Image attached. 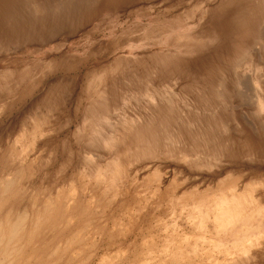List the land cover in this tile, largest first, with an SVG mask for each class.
Segmentation results:
<instances>
[{
    "label": "rangeland",
    "instance_id": "1",
    "mask_svg": "<svg viewBox=\"0 0 264 264\" xmlns=\"http://www.w3.org/2000/svg\"><path fill=\"white\" fill-rule=\"evenodd\" d=\"M0 190L33 264H264V0H0Z\"/></svg>",
    "mask_w": 264,
    "mask_h": 264
},
{
    "label": "bare ground",
    "instance_id": "2",
    "mask_svg": "<svg viewBox=\"0 0 264 264\" xmlns=\"http://www.w3.org/2000/svg\"><path fill=\"white\" fill-rule=\"evenodd\" d=\"M4 185H8V184L6 183ZM4 185H3V188L7 187ZM3 188H2V190H3ZM0 195H1V193H0ZM1 197H2V195L0 196V200H1ZM49 200H48V202H49ZM45 204H46V202H45ZM45 204H44V208H42V210L45 209V206H46ZM228 205H230V204H228ZM234 206H236V205H234ZM42 207H43V205H42ZM50 207L51 206H48V208H50ZM48 208L46 211H48ZM231 208L232 207H230V209ZM226 209H228V208H226ZM43 212H44V210H43ZM6 213L7 214L3 218H0V264H33V263H31V261L33 259L31 257L33 256V254L29 253V251L27 250V245H28L27 243L29 242L28 237L25 240V237L27 235L26 230H25L26 229L25 228V221H26L25 219L27 217L26 211L23 210V211L17 212L15 217H13L12 214L9 215L8 212H6ZM41 216H42V211L40 210L36 214V219L38 220V222H39V219ZM32 225H33L32 230H34L38 227V225L35 226L34 223H32ZM32 232H34V231H32ZM29 234H31L30 230H29ZM31 236H32V234H31ZM67 245L69 246V244H67ZM52 252L54 254L56 251L53 250ZM104 256H105V254H104ZM102 257L103 256H101V258ZM33 261H35V259ZM37 261L40 262L39 258ZM41 262H43L42 264H58L57 261L48 262L47 260H41ZM217 262H219V260Z\"/></svg>",
    "mask_w": 264,
    "mask_h": 264
}]
</instances>
